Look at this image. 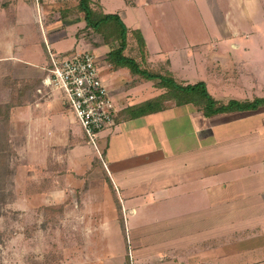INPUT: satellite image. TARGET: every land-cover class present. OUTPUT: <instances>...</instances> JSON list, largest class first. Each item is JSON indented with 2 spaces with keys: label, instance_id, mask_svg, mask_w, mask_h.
<instances>
[{
  "label": "crops",
  "instance_id": "1",
  "mask_svg": "<svg viewBox=\"0 0 264 264\" xmlns=\"http://www.w3.org/2000/svg\"><path fill=\"white\" fill-rule=\"evenodd\" d=\"M70 1L0 0V116L4 118L0 143L18 149L23 159L16 165L17 172L33 173L45 184L43 192H74L76 206L90 209L92 205L80 194L87 196L95 190L115 192L119 198V220L91 222L95 214L90 211L85 212V224L76 228L95 232L83 236L90 245L96 238L120 235L121 250L104 245L105 255L97 248L86 253L85 260L70 264H264V106L206 116L194 103L170 102L143 113L138 108L158 99L163 91L145 78L127 83L136 79H130V70L105 61L109 69L106 87L117 114L114 125L100 135V159L85 141L62 92L42 84L48 66L47 44L59 53L80 48L77 29L85 21L79 3L69 7ZM8 4L14 5L11 13H6ZM47 13L60 19L49 23ZM154 31L158 33V28ZM222 35L235 37L231 52L225 45L216 46L215 40L204 51L200 45L173 47L157 54L156 62H151L146 50V62L150 68L165 65L180 85L204 83L219 103L264 99V80L260 79L264 68L250 55L251 46L239 40L236 32ZM236 53L245 58L235 63L255 68L251 83L233 77L235 85L243 86V93L216 97L211 87L218 80L227 81L225 68ZM237 64L231 68H238ZM213 65H219L214 73L200 71ZM123 73L129 75L128 80L122 79ZM32 82L39 84L35 87ZM20 83H28L30 90L20 105L8 109L13 86ZM247 86L252 93L245 91ZM140 88L147 93H139ZM81 169L85 174L78 172ZM97 169L102 174L92 175ZM68 175L74 182L85 181L74 185L67 181ZM94 181L99 184L94 186Z\"/></svg>",
  "mask_w": 264,
  "mask_h": 264
},
{
  "label": "rangeland",
  "instance_id": "2",
  "mask_svg": "<svg viewBox=\"0 0 264 264\" xmlns=\"http://www.w3.org/2000/svg\"><path fill=\"white\" fill-rule=\"evenodd\" d=\"M98 2L103 13L117 14L121 18L125 14L122 20L128 29V34L124 55L134 58L142 68L150 72L168 75L165 65L154 68L148 66L146 50L151 55V62H156L157 54L172 51L173 47L182 45L190 47L200 45L202 51L208 50L209 46L214 45L215 40H218L216 46H219L218 44L225 45L231 52L230 44L233 43L235 37L229 38L227 35H222L228 31L236 32L239 35V40L245 39L246 45L251 46L252 53L250 55L253 56L254 61H259L258 67L264 68V0H98L96 1L97 5ZM78 3L79 0H73V2L71 0L66 4L71 7ZM13 6L6 5V13H11ZM24 6L18 5L17 8L25 9L26 6ZM29 10L30 16H33V10ZM51 15H54V18ZM46 16L49 23L60 19L54 13H47ZM61 19L63 18L61 17ZM79 26L77 30L80 32V36L77 37V44L81 50L77 48L76 53L90 52L96 57L100 77L107 85L109 69L106 68L108 67V64L105 63L108 61L106 57L109 52L119 47L120 42H107L106 45L107 38L101 33L85 28V23L79 24ZM155 27L158 28V33L154 31ZM136 30L145 42L143 49L138 44L137 36L133 34V31ZM210 32L215 33L209 36ZM239 54L241 53H236L234 59L226 65L227 81L221 79L226 78L223 75L221 80H218V84L211 87V90L213 88L216 91V97H222L224 94L230 95L233 92L243 93V86L235 85L234 83L238 82L232 81L233 77L246 82H249L253 77L255 68L251 69L250 64L242 63L245 64L242 66V64L235 63L237 60L245 58L242 57V54L238 56ZM261 60L263 61L260 62ZM235 64L238 68L232 69L231 67H235ZM218 66L213 65L211 69H200V71L214 73ZM177 71L178 73L184 72L183 70ZM187 73L191 75L190 70H187ZM130 75V79H136L133 82L129 80L127 83L143 82L142 76L132 73ZM172 77L174 78L173 75ZM122 79L128 80L129 75L123 73ZM260 79L263 81L264 75ZM123 80H119L121 84L124 83ZM247 87L248 89L245 91L252 93L251 86ZM149 88L147 89L149 90ZM263 88L262 92H264ZM147 89L140 88L139 93H147ZM153 89L152 87L151 90ZM161 91L164 94L165 89H161ZM15 140L17 141L19 138L15 137ZM3 144L1 143L0 147ZM0 149L5 159L3 164L0 163V166L4 168L3 173H0L2 174L0 175L2 181V189H0V264H70L74 261L79 263L84 259L86 253L93 252L97 248L100 253H103H99L100 255H105L107 251L104 250V245H109L113 250H121L123 239L120 235L96 238L90 245L84 243L83 236L85 234L90 236L95 232H92L90 228L85 230L76 228L82 223L85 224V212L92 211L95 214L94 219L89 220L88 218L91 222L95 219L99 221L101 219L105 221L118 219L121 212L119 198L115 192L95 190L88 192L87 196L80 194L81 199L85 197L84 201L89 207L91 205L92 207L88 209L82 204L76 206L74 192H43L45 184L40 180L37 181L32 175L33 173L28 176L26 172H17L16 165H20L23 159L18 155L17 148L14 150L13 147ZM12 159L13 163H11ZM12 167L15 168V174L10 179L6 170H11ZM82 169L78 172L85 174L86 170ZM102 171V169L101 171L97 169L92 175L102 174ZM67 181L80 186L85 180L74 182V178L68 175ZM105 181L108 182L106 176ZM95 184L98 185L99 182L94 181V186ZM68 200H71L72 203H68ZM53 201L57 204L53 205ZM116 228L118 229V227Z\"/></svg>",
  "mask_w": 264,
  "mask_h": 264
},
{
  "label": "trees",
  "instance_id": "3",
  "mask_svg": "<svg viewBox=\"0 0 264 264\" xmlns=\"http://www.w3.org/2000/svg\"><path fill=\"white\" fill-rule=\"evenodd\" d=\"M96 1L98 0H79L78 10L85 21V28L92 29L105 36V38L108 39V41L107 39L105 41L106 45L110 42H120L119 47L113 49L107 55L106 59H108V62L115 68H128L131 73L151 80L155 82L156 87L165 89L164 94L160 96V98L158 97V99L139 107V111L141 110V112L145 113L147 111L159 110V108L170 102L177 103L178 105L194 103L202 107L206 116H212L217 113L229 111L257 110L259 107L264 106V99H258L253 102L229 101L227 103H219L209 95L206 85L202 82L194 85H180L172 77L170 71L167 72L168 75L164 76L160 73H153L142 68L134 58L124 55V51L127 47L128 29L122 18L117 14L103 13L99 2L97 5ZM133 34L137 36L138 44L140 48L143 49L145 42L141 34L138 30L133 31ZM32 84L36 85L34 82H32ZM37 85L35 87H37ZM28 89L30 90V85L28 83H20V85L17 86L14 85L12 101L6 107L10 109L11 107L20 105L26 97L29 91ZM0 110H2V108H0ZM3 120L4 118L0 116V121L2 122ZM6 145L7 147L3 144L0 148H9V145ZM1 152L0 149V163L3 164L5 159ZM3 170L4 168L0 166V173H3ZM6 172L7 176H10V179H12L15 174V168L12 167L11 170H6ZM1 185L2 181L0 176V189H2Z\"/></svg>",
  "mask_w": 264,
  "mask_h": 264
},
{
  "label": "built area",
  "instance_id": "4",
  "mask_svg": "<svg viewBox=\"0 0 264 264\" xmlns=\"http://www.w3.org/2000/svg\"><path fill=\"white\" fill-rule=\"evenodd\" d=\"M45 88L59 90L66 107L82 128L85 141L103 160L100 135L114 125L116 108L102 81L96 57L90 52L59 53L47 44Z\"/></svg>",
  "mask_w": 264,
  "mask_h": 264
}]
</instances>
